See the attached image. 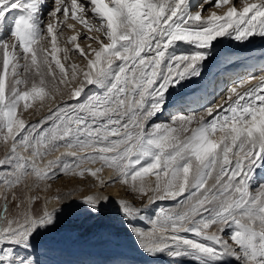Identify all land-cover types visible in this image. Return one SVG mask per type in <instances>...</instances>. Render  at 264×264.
Here are the masks:
<instances>
[{
	"label": "snow or ice",
	"instance_id": "snow-or-ice-1",
	"mask_svg": "<svg viewBox=\"0 0 264 264\" xmlns=\"http://www.w3.org/2000/svg\"><path fill=\"white\" fill-rule=\"evenodd\" d=\"M257 38L264 0H0V264H43L73 208L114 214L144 264H264V65L212 73ZM61 176L99 192L48 196Z\"/></svg>",
	"mask_w": 264,
	"mask_h": 264
},
{
	"label": "bare ground",
	"instance_id": "bare-ground-1",
	"mask_svg": "<svg viewBox=\"0 0 264 264\" xmlns=\"http://www.w3.org/2000/svg\"><path fill=\"white\" fill-rule=\"evenodd\" d=\"M211 11H216V9H212ZM75 31L79 30L75 28ZM75 31L71 32L72 35L75 34ZM83 31L84 29L81 30V32L85 33ZM225 43L227 45V41ZM256 45L258 52L246 61L250 66L246 65L244 69L251 71L252 69L258 70L262 63H264V59L259 58L260 51L264 50V42H261L257 38ZM244 50L249 51L247 49L238 48L236 44L233 43L230 47L221 51L223 56L232 54L233 51L234 54H241ZM234 70L237 71L238 68L233 65L229 66L228 74L233 73ZM212 73L213 77L219 80V86L215 89V91H218L217 89L222 87L221 84L224 85L228 79L220 76L215 68L212 69ZM230 76L231 74H229L227 78ZM211 91L212 89H209L210 93ZM60 151L63 152L64 149ZM56 155H59V153H56ZM52 158L54 157H47L46 159ZM102 175L104 178H107L111 175V172L106 169ZM79 189L77 185L70 188V190ZM57 192L63 194L68 191L65 190V187H61L58 188ZM57 192L50 196L56 195ZM98 192V188L90 189V194H96ZM107 192L112 196L123 197V195H125L127 198L130 197L119 184L107 189ZM76 193L78 196L81 195L80 193L84 194L83 192L79 193V191ZM76 196L74 198H76ZM52 206L53 205H49V207ZM45 257L49 260H45ZM40 259L43 261V264H144V258L132 251L127 233L123 230L120 221L114 214L110 213L100 217H88L84 214L83 210L79 208H73L65 214L57 231L47 238L46 244L41 250Z\"/></svg>",
	"mask_w": 264,
	"mask_h": 264
},
{
	"label": "rangeland",
	"instance_id": "rangeland-1",
	"mask_svg": "<svg viewBox=\"0 0 264 264\" xmlns=\"http://www.w3.org/2000/svg\"><path fill=\"white\" fill-rule=\"evenodd\" d=\"M211 10L212 9H209V11H211ZM216 11H218V10H216ZM69 22L72 23V21H69ZM76 28L79 31L83 30L82 26L79 25V24H76ZM72 31H74V30L67 29L66 27L64 28L63 35L62 36H58V46L59 47H61V48L70 47L69 45H67L65 43V41H66L67 37L72 35V33H71ZM83 32H86V30H84ZM87 43H88L87 41H81L82 47L86 46ZM42 44L45 47L50 48V43L45 41V42H42ZM93 47H95V45H93ZM244 51H245V53H244ZM244 51L241 54H237V53L234 54V51H233L232 55L234 54V55L239 56L241 58H245V57H251L253 55H256V53L258 52L257 49L255 51H252V53L249 52V51H246V50H244ZM60 58L63 61V53H60ZM71 59H72V61H75L77 63L80 62V61L77 60V58L75 56H72ZM263 64L264 63H262V65ZM246 65L250 66V64H248L247 62H246V64L245 63L244 64L238 63V64L233 65L234 67L238 68V70L237 71L234 70L233 73H229V74H231V76L228 77V78H225V79L235 80L237 77H243V78L246 79L248 77L249 71L251 73L257 75V76L261 74L260 68H261L262 65L259 67L258 70H253L252 69V71L248 70V69H244ZM215 80H217V79H215ZM228 80H227V82H228ZM227 82H225V83H227ZM255 82L257 83L256 80L252 81L253 84ZM216 83L219 86V80H217ZM221 85H222L221 88H223L224 85L223 84H221ZM220 89H217L218 91H216V92H219ZM206 99L212 100V95L211 94L208 95ZM215 103H217V104L222 103L221 99L218 96L216 97ZM38 109H39V104L37 103L34 109H30L29 112L24 114V118L26 120L30 121V122L36 121V120H38L40 118V116L44 115L47 112V108L46 107L42 111H38ZM2 154H3V151H2V149H0V155H2ZM91 183H92V180L90 178L88 180H81L79 178H75V177H72V176H61L59 179H56L55 181L52 182V189H51V191L49 193H47V195L50 196L53 193H56L58 191V188L65 187V190L69 191L72 186H76L77 185L80 189H83V191H79V193L80 192L84 193V194L80 193L81 195H79V196L76 193L77 194L76 198H80L83 195H87L88 192L90 194V189H91L90 185H91ZM41 195H44V193H41ZM120 197H122V196H120ZM123 197L126 198V199H130L131 198V197L127 198V197H125V195H123ZM44 259L46 260L47 257H45ZM48 260L49 259H47V261Z\"/></svg>",
	"mask_w": 264,
	"mask_h": 264
}]
</instances>
